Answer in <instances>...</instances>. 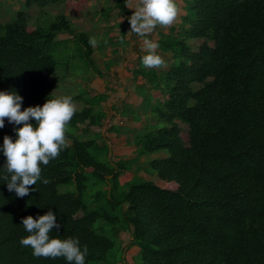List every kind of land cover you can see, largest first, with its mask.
<instances>
[{"label": "trees", "instance_id": "16d2710c", "mask_svg": "<svg viewBox=\"0 0 264 264\" xmlns=\"http://www.w3.org/2000/svg\"><path fill=\"white\" fill-rule=\"evenodd\" d=\"M65 1L21 0L16 17L0 21V88L18 90L22 107L57 95L68 77L91 68L102 73L90 33L48 8ZM185 3L180 25L157 39L158 49L170 53L168 67H147L140 54L133 70L145 79L136 86L142 103L124 105L121 113L143 125L111 127L132 132L127 142L135 155L111 159L100 105L106 96L80 87L73 98L85 104L67 123L66 146L41 166L49 183L38 180L21 197L0 176V264H70L63 256H35L20 243L28 234L21 217L50 207L61 225L50 235L78 236L89 247L86 264H127L132 247L139 249L134 264H264V0ZM114 6L132 13L127 0ZM129 23H114L121 32L107 43L129 44ZM66 33L72 37H59ZM195 40H201L197 48L190 44ZM180 122L188 126L187 143ZM5 133L16 135L7 117L0 143ZM125 172L132 177L122 183Z\"/></svg>", "mask_w": 264, "mask_h": 264}, {"label": "clouds", "instance_id": "9594fccd", "mask_svg": "<svg viewBox=\"0 0 264 264\" xmlns=\"http://www.w3.org/2000/svg\"><path fill=\"white\" fill-rule=\"evenodd\" d=\"M128 16L130 30L144 36V47L148 50L141 57L143 65L159 67L165 63L164 57L156 49L159 42L149 39L147 34L159 25H170L179 13L177 0H140ZM123 39V37H121ZM95 45V37L89 38ZM24 96L13 88H0V128L5 125V117L13 125V135L5 133L0 143V153L5 160L0 163V176L6 181L9 191L17 196H26L34 191L37 181L49 183L42 176V165L57 157L66 146L67 123L78 110V105L70 94H48L43 104H29L22 107ZM34 185V188H30ZM27 235L20 243L31 246L33 255L45 257L63 256L70 264H86L88 245L81 244L78 236L66 237L50 235L61 225L57 213L51 207L43 214H27L21 217Z\"/></svg>", "mask_w": 264, "mask_h": 264}, {"label": "rangeland", "instance_id": "374dc122", "mask_svg": "<svg viewBox=\"0 0 264 264\" xmlns=\"http://www.w3.org/2000/svg\"><path fill=\"white\" fill-rule=\"evenodd\" d=\"M1 1V0H0ZM140 0H127V8L134 11L133 8L137 6ZM178 2L183 4L182 0ZM115 0H66L60 7H48L52 13L59 11L64 12L71 18L77 30H83L90 33L91 37H95L97 43L94 46V53L92 58L97 64L98 69L102 72L101 75L92 68L87 73L77 74L74 79H69L60 83V86L54 91L57 95L70 94L72 96L78 95L81 90L80 87L85 88L89 95H96L103 93L106 97L101 101L100 105L105 111L106 116L103 120L104 138L110 149V157L113 161L120 158H127L135 155L136 146L133 143H128V136L132 135L129 131H116L111 129L112 125H118L119 129L125 128H139L143 125L144 120H133L130 116H125L121 113L124 105H131L138 107L142 103V96L137 91L136 86L144 83L145 79L141 76H135L134 68L138 67V56L145 55L147 49L144 47V36L134 33L130 30V23L127 25L126 38L129 41L127 45H117L107 43L109 38L113 41L119 36L121 27L114 23H123L131 13H121L118 8L114 6ZM21 0H2L0 2V21L6 23L14 19L17 15V10L20 7ZM113 7L107 12L106 7ZM180 10V9H179ZM32 19L39 13V8L34 7L29 10ZM180 13V12H179ZM179 16V15H178ZM178 16L175 20H178ZM32 20V21H33ZM174 20V21H175ZM168 25H157L152 32L148 33L149 39H158V31L160 28L168 31ZM34 28V23L30 25L29 29ZM60 38H71L70 34H60ZM101 42H104L101 46ZM201 40H195L190 43L193 48H197ZM116 50V51H115ZM156 51L164 57L165 64L163 68L168 67L171 60L170 53H163L158 48ZM77 61H80L79 59ZM107 61H112L111 67L107 68ZM80 64V63H79ZM78 63L76 66L79 65ZM83 64V62H81ZM68 71L72 73L73 65L68 66ZM75 67V66H74ZM82 69V68H79ZM78 70V68H77ZM84 75V76H82ZM155 97L160 96L158 91L151 90ZM162 97V96H161ZM163 98V97H162ZM78 107L85 104L84 100H76ZM181 136L185 143L189 140V130L185 123L180 122ZM102 142V140H101ZM162 154L167 153L160 151ZM145 178H152L148 174L141 172ZM132 173L125 172L120 176L122 183L130 180ZM155 178V177H153ZM156 182L165 187H175L173 183L162 182L156 179ZM122 237L127 241L129 235L122 232ZM139 249L132 247L126 251L127 264H134L133 256ZM139 261V258L136 259ZM121 264V263H119Z\"/></svg>", "mask_w": 264, "mask_h": 264}, {"label": "crops", "instance_id": "0c3cea01", "mask_svg": "<svg viewBox=\"0 0 264 264\" xmlns=\"http://www.w3.org/2000/svg\"><path fill=\"white\" fill-rule=\"evenodd\" d=\"M179 0H177V3H178V6H179V12L178 13V20H175L172 24L168 25V31H164V29L160 28L159 31H158V38H159V33L160 32H163V33H168L170 28L172 27H178L181 23V20H182V17L184 16V14L186 13V3H185V0H182L183 4L181 5L180 2H178Z\"/></svg>", "mask_w": 264, "mask_h": 264}]
</instances>
